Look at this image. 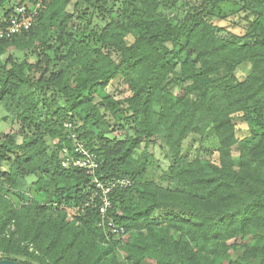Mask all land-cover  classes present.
Returning a JSON list of instances; mask_svg holds the SVG:
<instances>
[{
	"label": "trees",
	"instance_id": "1",
	"mask_svg": "<svg viewBox=\"0 0 264 264\" xmlns=\"http://www.w3.org/2000/svg\"><path fill=\"white\" fill-rule=\"evenodd\" d=\"M24 1L36 0L12 7L0 0V26ZM176 1L44 0L29 30L0 38L2 119L18 126L0 130V162L9 164L0 169V259L264 264V26L257 24L253 42L240 43L219 36L207 19L220 2L237 0H202L182 20L161 11ZM237 14L255 24L264 19V0H242ZM133 32L139 35L128 43ZM181 43L186 57L170 78ZM10 48H33L38 59L3 60ZM243 63L251 71L239 80ZM118 77L130 94L117 99L104 90ZM238 121L249 137L238 134ZM116 129L125 134L111 136ZM73 133L95 155L100 180H131L108 194L107 216L125 228L122 240L99 224L93 175L61 163L65 148L75 155ZM191 135H213L218 162L184 152ZM154 139L170 154L166 185L151 177Z\"/></svg>",
	"mask_w": 264,
	"mask_h": 264
},
{
	"label": "rangeland",
	"instance_id": "2",
	"mask_svg": "<svg viewBox=\"0 0 264 264\" xmlns=\"http://www.w3.org/2000/svg\"><path fill=\"white\" fill-rule=\"evenodd\" d=\"M109 6L112 5L114 0H108ZM118 3L115 6H120L122 0H116ZM202 0H177L173 4H169L167 6H163L161 11L169 17H173L177 20H182L192 6L199 5ZM20 0H5V4L7 7H12L14 4H18ZM74 3V2H73ZM73 5V4H72ZM70 5L68 6L69 11H74V7ZM85 7L84 4L80 5V10ZM242 8V0H237L236 2L232 1H222L220 2L215 9L208 15L207 19L209 22H212L216 27V32L219 36L228 38L230 40H234L240 43H251L255 40L256 36L259 33V30L256 29L257 24H261L264 26V19L258 20L255 24H251L246 19L238 20V12ZM2 9H0V13ZM101 20V19H100ZM139 35L138 32H133L126 38L128 43H133L136 37ZM183 43L177 45L175 47L176 56L173 59L174 70L170 74V78L176 77L180 70V63L186 57V50L182 48ZM13 57L18 61H23L24 59H29L33 61H37V55L33 52V48L27 49L25 51H19L17 49L10 48L3 56L2 59L6 60L9 57ZM251 71V65L249 63H243L238 71L237 77L240 79H244ZM187 83L177 84L175 87V92L179 90L185 91L187 88ZM104 93L110 94L111 96L118 98H122L130 94L127 85L125 84L122 77H118L113 80L104 90ZM6 115V110L0 107V130L2 133H8L10 131H14L18 129V126L12 121H4L2 117ZM238 134L241 137L246 136L249 137L248 133V124L245 122L238 121ZM115 132L111 134V136H121L125 133L120 129L114 130ZM218 145L216 144V139L213 135H209L207 137H199L197 135L189 136L183 146V151L188 152L194 157L196 154H199L202 158L204 164L208 165L209 163H216L219 160V153L217 150ZM149 152L153 154L154 157V167H151V177L158 181L159 183L166 185V180L162 177V175L169 169L171 164V158L168 149L162 145L160 140L154 139L149 148ZM234 154H238L235 150ZM159 166L158 168H156ZM8 163L0 162V169L2 171L8 170ZM36 179L35 176H30L27 179L28 185L31 186L32 182ZM32 189L30 193H35V190ZM10 199H12L15 203L21 204L23 199L18 197L17 195L11 193L9 190L5 189L3 191ZM39 195L42 194L38 192ZM25 200V199H24ZM25 260L24 258L21 259Z\"/></svg>",
	"mask_w": 264,
	"mask_h": 264
},
{
	"label": "built area",
	"instance_id": "3",
	"mask_svg": "<svg viewBox=\"0 0 264 264\" xmlns=\"http://www.w3.org/2000/svg\"><path fill=\"white\" fill-rule=\"evenodd\" d=\"M44 0L24 1L15 8V15L7 22L5 26H0V38H11L16 34L29 30L36 17L39 15L40 9L43 6ZM65 126H69L65 124ZM75 141L74 153L65 148L62 157V165L65 167L79 166L87 169V172L93 175L92 186L96 188L92 196H100L102 206L100 212L102 220L100 225L105 228L108 238L123 239L126 236V230L118 225L112 217L107 216L108 209L111 207V200L108 194L116 188L127 187L131 185V180L128 178H113L110 181H102L96 175L95 171L98 166V161L95 155L90 152L84 143L78 141L76 134H72ZM89 205V203H87ZM82 210V209H81ZM84 210V209H83Z\"/></svg>",
	"mask_w": 264,
	"mask_h": 264
},
{
	"label": "water",
	"instance_id": "4",
	"mask_svg": "<svg viewBox=\"0 0 264 264\" xmlns=\"http://www.w3.org/2000/svg\"><path fill=\"white\" fill-rule=\"evenodd\" d=\"M0 264H25V263L18 260L0 259Z\"/></svg>",
	"mask_w": 264,
	"mask_h": 264
}]
</instances>
